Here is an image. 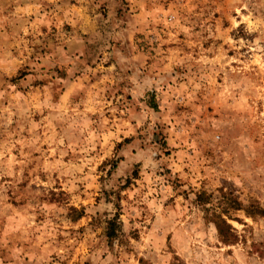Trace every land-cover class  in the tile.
Returning <instances> with one entry per match:
<instances>
[{
  "label": "rangeland",
  "instance_id": "rangeland-1",
  "mask_svg": "<svg viewBox=\"0 0 264 264\" xmlns=\"http://www.w3.org/2000/svg\"><path fill=\"white\" fill-rule=\"evenodd\" d=\"M0 264H264V0H0Z\"/></svg>",
  "mask_w": 264,
  "mask_h": 264
},
{
  "label": "trees",
  "instance_id": "trees-1",
  "mask_svg": "<svg viewBox=\"0 0 264 264\" xmlns=\"http://www.w3.org/2000/svg\"><path fill=\"white\" fill-rule=\"evenodd\" d=\"M152 107H155V106H152ZM113 221L112 222H109V228H108V233H107V236L108 237H111L113 234H114V230H113ZM112 227V228H111ZM228 227V226H227ZM217 230L219 233H221V228L219 227V225L216 226Z\"/></svg>",
  "mask_w": 264,
  "mask_h": 264
}]
</instances>
